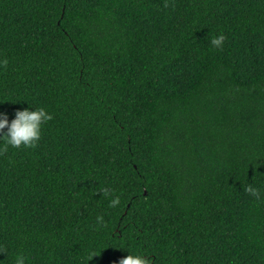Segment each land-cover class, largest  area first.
<instances>
[{
	"label": "trees",
	"instance_id": "16d2710c",
	"mask_svg": "<svg viewBox=\"0 0 264 264\" xmlns=\"http://www.w3.org/2000/svg\"><path fill=\"white\" fill-rule=\"evenodd\" d=\"M0 57L52 113L0 141V264H264V0H0Z\"/></svg>",
	"mask_w": 264,
	"mask_h": 264
},
{
	"label": "clouds",
	"instance_id": "9594fccd",
	"mask_svg": "<svg viewBox=\"0 0 264 264\" xmlns=\"http://www.w3.org/2000/svg\"><path fill=\"white\" fill-rule=\"evenodd\" d=\"M164 6H168V0H164ZM225 41V35L221 32L209 38V44L214 48H221ZM8 64L6 57H0V68ZM52 118V113L44 106H30L22 109H16L11 120L8 119V113L0 110V141L3 142L2 147L13 148L33 147L39 141L42 134L43 125ZM97 191L101 195L111 196L108 200V206L115 208L120 204V197L113 195L112 190L108 187L101 186ZM244 191L248 192L251 196L260 199L261 190L249 183L244 186ZM96 221L99 224L104 223V216L98 214ZM127 251L126 255L118 257L113 260L111 264H153L151 253L146 250L137 249L131 246L118 247ZM0 252H5L6 249L0 246ZM97 252L94 250L89 252L88 258L90 259ZM27 256L22 252H17L12 260V264H26Z\"/></svg>",
	"mask_w": 264,
	"mask_h": 264
}]
</instances>
